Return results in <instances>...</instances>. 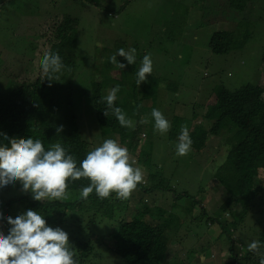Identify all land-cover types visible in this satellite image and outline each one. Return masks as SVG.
<instances>
[{
	"label": "rangeland",
	"instance_id": "1",
	"mask_svg": "<svg viewBox=\"0 0 264 264\" xmlns=\"http://www.w3.org/2000/svg\"><path fill=\"white\" fill-rule=\"evenodd\" d=\"M77 1L73 5V0H0V71L10 79L9 82L15 80L11 74L16 75L17 79L31 65L23 53L25 43L30 36L36 34L42 22L59 13L69 12L70 15H76V48L80 50V54L77 56L76 72L79 74L76 73L74 77L75 85L84 86V91L87 92L89 78L97 76L96 74L106 79L110 76L113 78L112 84L116 85L121 78V71L126 70L127 82L131 80V73L134 81L141 76L139 85L133 90L124 87L129 102L138 94L147 100L140 104V121L144 120V124L149 125L151 136L140 138L137 146L139 154L134 146L129 150L132 156L142 157L139 163L146 166L147 171L144 166L142 169L141 166L134 165L133 177L143 181V186L149 185L155 179L162 190L155 189L145 194L139 202L135 201L136 193L135 199H130L126 192L121 195L124 199H119L121 204H127L128 210L130 207L137 208L138 211L145 210L146 220L161 225L163 234L168 237L169 249L176 252V255L168 256L167 262L176 258L178 264H196L200 255L209 256L214 249L216 254L213 257L201 256L207 261L203 264H212L208 261L215 258L225 264L223 251L227 246V236L232 234L241 244L249 241L251 255L255 259L262 258L258 263L264 264V243L257 240L260 224L254 222V216H249L253 211L249 210L245 220L238 222L235 227L227 226L230 234L222 231L220 223L228 220L230 215L219 206L224 196L222 188L215 184L209 185L212 173L225 157L228 148L225 139L232 137L207 136L205 145L197 153V162L194 155L178 157L172 153L176 142L170 138L177 132V127L174 126L168 134L174 112L185 113V116L188 114L190 117L194 112L202 116L208 111L207 97L212 86L224 85L227 89H234L246 82H255L260 75L264 76V0L253 3L252 13L246 18L235 14V10L231 12L233 15L226 16V10L221 4L223 0ZM222 16L225 19L219 18ZM218 29L232 31V34H240V37L249 34V37L242 47L215 54L209 50L208 39ZM110 63L111 67L106 72ZM1 78L0 73V90H4L6 85ZM128 86L131 84L128 83ZM107 89L105 94L111 96ZM83 98L89 99L85 93ZM200 99H204L203 103H200ZM168 100H173L170 108H166ZM80 107L83 109L80 108L82 116L86 115L80 125L83 136L89 141L87 153L91 170L98 187L105 189L102 183L105 176L112 169L114 171L119 162L122 161L121 165L124 166L128 164L122 159L118 146L120 143L116 137L108 134L105 138L104 133L97 128L94 115H89L92 103L88 106V102L84 101ZM151 111V116L147 115ZM197 120L201 118L198 117ZM120 145L127 148L124 144ZM34 170V154L30 145L21 154H1L0 193L9 191V195L4 194L2 198L5 200L10 196L24 194L31 198L34 191ZM170 188L178 193L186 191L189 196H180L176 206H173L170 203ZM84 194L86 192L73 190L59 194H44L41 190L38 192L41 200L50 201L74 200ZM121 196L120 192L116 193V197ZM186 200L192 204L188 213L183 209L179 211ZM195 200L196 203L193 202ZM257 203L254 200L251 208H257ZM200 204L204 206V213L199 207ZM122 210L119 209V215H122ZM254 212L256 213L255 210ZM175 213L179 217H175L176 226H164L163 222L172 220ZM84 216L86 215L73 219L64 211L58 231L68 250L74 246L73 238L80 232L79 219H85ZM210 217H214V221L208 222L207 218ZM27 220L23 207L15 205L2 221L23 239L22 234L28 230ZM98 226L90 228L95 235L102 233ZM103 226L107 229L108 223L104 222ZM166 228L175 230V233L167 232ZM5 232V226L0 224V264L7 252ZM51 234L52 231L49 232ZM87 235L84 234V239L95 241L92 235ZM50 239L52 244L59 241L53 236ZM181 246L188 251L195 250L196 254L193 251L190 256L185 253L181 255V252L178 253V248L184 250ZM242 246L245 251L248 250L247 245ZM38 251L41 255L35 262L29 258L22 264H46L49 250L41 245ZM98 251L101 252V248ZM103 251L102 264H123L119 256ZM61 260L62 256L54 264H60Z\"/></svg>",
	"mask_w": 264,
	"mask_h": 264
},
{
	"label": "trees",
	"instance_id": "2",
	"mask_svg": "<svg viewBox=\"0 0 264 264\" xmlns=\"http://www.w3.org/2000/svg\"><path fill=\"white\" fill-rule=\"evenodd\" d=\"M255 2L257 0H223L221 4L226 16L233 15L231 12L235 10V14L246 18L252 13ZM77 24L78 17L69 12L48 17L25 43L23 53L31 65L17 79L16 75L11 74L15 77L12 82L0 71L3 84L6 85V89L0 90V155L21 154L30 145L35 161L31 198L24 194L4 200L3 195H9V191L0 193V224L6 228L7 246L2 264L24 263L29 258L35 262L41 255L38 251L41 245L49 250L46 264L56 263L61 256L60 264H102L103 250L119 256L123 264H160L166 244L159 224L148 222L145 210L126 209L127 204H121L119 199L122 198L116 197L117 192L126 191L130 199H135L136 195L135 201L139 202L145 194L161 189L155 179L147 186L132 180L134 165L142 169L144 165L139 163L142 157L132 156L129 150L134 146L139 154L137 146L140 138L151 136L149 125L144 124V120L140 121V104L145 97L138 94L129 102L121 90L122 85H126V70L121 71V78L116 85L112 84L113 78L110 76L106 79L96 73L97 76L89 78L87 92L84 86L75 85L77 56L80 54L76 48ZM247 37L249 34L240 37V34L235 36L232 31L218 29L210 34L208 47L215 54L227 53L242 47ZM109 67L111 63L106 72ZM140 81L141 76L131 81V88H136ZM105 89L110 91L111 96L105 94ZM84 93L89 99L83 98ZM204 99H200V103ZM207 100L208 111L203 117L195 112L190 117L188 114L185 116V113L174 112L168 131L169 134L174 126L177 127V132L170 138L176 142L172 153L180 157L183 147V156L191 154L196 158L207 136H231L232 139H225L228 144L225 157L209 180V185L215 184L222 188L224 196L219 206L230 215L228 220L220 223V227L230 234L227 226L235 227L252 210L249 216H254V222L260 224L257 240L264 243V76L260 75L255 82H246L234 89L214 85L209 89ZM84 101L88 102V106L92 103L89 115H94L97 128L104 133L105 138L108 134H114L120 144L127 146L118 144L122 159L128 166L119 162V166L102 180L105 189L98 187L93 176L87 153L89 141L82 134L80 123L86 115L82 116L80 105ZM172 101L168 100L166 108L172 106ZM152 111L147 115L151 116ZM198 117L201 120H197ZM154 130L157 131L155 127ZM144 168L147 171L146 166ZM40 190L44 194L71 190L86 194L74 200L48 201L40 199ZM170 190V203L173 206H176L180 196H189L186 191L178 193L172 188ZM254 200L258 201L255 209L251 208ZM184 202L179 211L183 209L188 213L192 204L187 200ZM193 202L196 203V200ZM15 205L22 206L27 214L28 230L22 234L23 239L2 221ZM199 207L204 210L202 204ZM119 209H123L122 215L118 214ZM64 211L73 219L86 215L85 219H79L80 232L73 238L74 246L70 250L58 231ZM177 213L163 225L176 226ZM207 219L208 222L214 221V217ZM104 222L108 223L107 229L103 226ZM94 225L100 228L101 234L95 235L90 230ZM167 232L175 233V230L167 229ZM84 234L92 235L95 241L84 239ZM50 236L59 241L52 244ZM242 245H247L248 250L241 251V255L232 245L228 246L229 260H226V264H257V259L251 255L249 241ZM100 248L101 252L98 251ZM29 250L32 252L26 253ZM185 251L189 255L193 251L196 253L195 250ZM212 253L216 254L214 249ZM215 263L218 264L217 261Z\"/></svg>",
	"mask_w": 264,
	"mask_h": 264
},
{
	"label": "clouds",
	"instance_id": "3",
	"mask_svg": "<svg viewBox=\"0 0 264 264\" xmlns=\"http://www.w3.org/2000/svg\"><path fill=\"white\" fill-rule=\"evenodd\" d=\"M78 3V1L77 0H73V5H75V4H77ZM133 66V65H132ZM130 81L129 82H127L128 81V76H126L125 77V83H126V85H122V88H121V90L122 91H124V87H130L131 88V86H128V83H132L131 81H133L134 80V78H133V76H132V73L130 74ZM132 89V88H131ZM133 90V89H132ZM124 93H125V91H124ZM133 93H134V91H133ZM144 101H147V100H145V99H143ZM142 100V101H143ZM141 101V102H142ZM130 102H132V101H130ZM112 136H115L114 134H112ZM208 138V137H207ZM228 145V144H227ZM122 153V152H121ZM196 156H197V154H196ZM180 157H184L183 156V147H182V154H181V156ZM195 160L198 162V157H196L195 158ZM177 167V166H176ZM132 180H136L135 179V176L134 177H132ZM140 182V184H143L144 182L143 181H139ZM126 191H124L123 193L122 192H120V196L121 195H123L124 193H125ZM121 198L123 199L124 198V196H121ZM48 201H50V200H48ZM51 201H54V200H51ZM57 201H60V200H57ZM205 211V210H204ZM148 222H150V223H154V221H150V220H147ZM157 224H158V222H157ZM159 228H161V225L159 224ZM161 231H162V229H161ZM168 237L166 238V236H165V244H166V250H165V253H164V258L163 259H161V261H160V264H178V260H176V258L175 259H172V260H170V261H168L167 262V260H168V256L169 255H176V252H172L170 249H169V245H168ZM238 244V247H236V245ZM229 245H232L234 248H236L237 249V252H238V255H241V250H243V251H245L244 249H243V246H242V244L240 243V242H238V240L236 239V238H234L233 236H232V234H231V236H229V239H228V241H227V246L225 247V249H224V251H223V253H224V255L223 256H225V258H226V260H227V256H228V246ZM182 247V246H181ZM179 252H181L180 254L182 255V254H184L185 253V255H187V256H190L189 255V253L188 252H186L185 250H183V251H181L179 248H178V253ZM196 254V253H195ZM201 256H204V257H213L214 256V253H210L209 254V256L207 255H200L199 257H198V260L195 262L196 264H203V263H205V262H207V261H204L203 259H202V257ZM180 259V258H179ZM257 259V261H259L260 259H262V258H256ZM229 260V259H228ZM227 260V261H228ZM263 260H264V258H263ZM218 262V264H221V261L220 260H218V259H216L215 258V260H213V261H208V262H213V264H216L215 262ZM25 262V261H24ZM191 262V261H190ZM23 263V262H22ZM22 263H19V264H22ZM192 263V262H191ZM190 264V263H189ZM226 264V263H225ZM257 264H259L258 262H257Z\"/></svg>",
	"mask_w": 264,
	"mask_h": 264
}]
</instances>
